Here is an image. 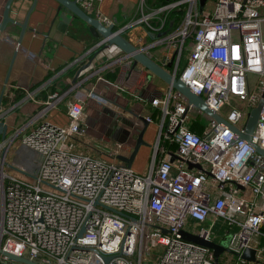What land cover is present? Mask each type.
Here are the masks:
<instances>
[{"label":"built area","instance_id":"built-area-1","mask_svg":"<svg viewBox=\"0 0 264 264\" xmlns=\"http://www.w3.org/2000/svg\"><path fill=\"white\" fill-rule=\"evenodd\" d=\"M74 1L112 23L99 12L102 0ZM136 11L134 23L160 33L151 46L173 49L174 73L229 126L207 114L208 120L195 118L194 106L169 88L151 100L156 117L145 116L158 128L146 173L79 149L86 136L84 109L95 96L93 80H106L108 71L131 63L116 57L76 75L106 44L97 39L8 107L0 104V247L39 264H105L103 256H112L107 264H214L213 251L185 239L182 231L219 243L214 227L220 219L229 231L219 264H260L264 157L244 140L233 142L230 126L244 131L264 90V0H161L151 7L140 0ZM70 70H76L73 78L58 85L57 78ZM249 74L257 76L252 90ZM24 101L38 108L7 131V113ZM60 104L68 119L63 125L48 117ZM193 122L201 134L191 130ZM252 141L264 149V98ZM12 168L31 180L6 172ZM245 185L250 198L241 193ZM188 219L197 223L190 231ZM245 248L255 250V261L240 256ZM0 264L18 262L0 254Z\"/></svg>","mask_w":264,"mask_h":264},{"label":"crops","instance_id":"crops-1","mask_svg":"<svg viewBox=\"0 0 264 264\" xmlns=\"http://www.w3.org/2000/svg\"><path fill=\"white\" fill-rule=\"evenodd\" d=\"M6 0H0V22L3 5ZM140 0H102L98 6L100 14L106 16L116 28L122 29V35L137 47H146V53L166 66L173 57V49L163 46H151L157 36L153 29L145 23H134L140 16L136 9ZM161 0H146L149 7ZM32 0H14L11 5L10 16L22 22ZM58 3L55 0H36L34 9L28 17V24L17 55L13 62L9 80L5 78L9 70L12 55L16 50L20 27L14 22H8L0 40V93L3 90L1 105L8 107L17 98L25 94L30 88L50 75L51 70H57L69 63L74 57L83 52L88 46L99 38L91 35L88 25L69 12L58 14ZM154 24V22H152ZM170 23L169 26H172ZM168 26V27H169ZM170 28V27H169ZM124 54L115 46H101L92 55L90 68ZM169 58L165 61V58ZM128 62L116 66L114 70L105 74L106 80H93L95 96L88 99L85 106L86 136L79 142V149H84L90 154L98 155L110 160H117L116 155L128 156L133 149L134 140L129 143V137H136L142 127L137 123L132 112L142 116L156 117L157 111L150 104L154 97L163 95L169 86L158 77L138 66L128 75ZM172 70V67H171ZM76 70L66 72V77L57 78L56 83L64 86L69 78H73ZM64 81H63V80ZM61 86V87H62ZM16 87V88H15ZM8 92V94H6ZM40 99V98H38ZM38 108L34 101H24L14 111L7 113V131L14 123L22 121ZM51 122L63 125L67 122L66 108L60 104L48 113ZM136 129L126 138L125 132L130 126ZM158 128L154 123H148L143 135L146 145H142L132 163L138 159L140 167L149 165L154 152ZM2 138V137H1ZM120 143L121 147L115 148ZM12 148L16 149V146ZM117 150V152H116ZM11 150L7 153L9 160L13 158ZM114 154V156H113ZM121 162V161H120ZM123 163V162H122ZM142 169V168H141ZM148 171V170H147ZM146 171V172H147ZM15 176L21 177V171L16 168L8 169ZM136 172L139 174H144ZM241 193L246 198L252 197L247 185L240 186ZM3 194V184L0 177V204ZM197 223L188 219L187 230H193ZM216 240L219 243L226 238L229 231L223 220H217L215 225ZM264 226L262 227V231ZM259 246L264 251V235L259 238ZM264 264V259H259Z\"/></svg>","mask_w":264,"mask_h":264},{"label":"water","instance_id":"water-1","mask_svg":"<svg viewBox=\"0 0 264 264\" xmlns=\"http://www.w3.org/2000/svg\"><path fill=\"white\" fill-rule=\"evenodd\" d=\"M14 0H6L3 5V11H2V18L0 22V40L2 33L4 32L5 26L8 22H14L20 27L18 39H17V46L16 50L14 51L12 55V59L10 62L9 70L5 78V84H7L9 80V75L11 72V68L13 65V62L15 60V57L17 55V49L19 44L21 43V40L23 38V35L26 31L27 24H28V17L31 11L34 9L36 0H32V4L30 8L28 9V12L23 19L22 22L15 21L10 16L11 11V5ZM58 3L57 12L58 14L62 13V9L64 12H69L70 14L75 15L82 21H84L89 28V31L91 35L95 38H102L106 42V46L115 45L123 54L124 59L129 58L131 60L129 69H128V75L131 74V72L137 68L138 66H141V68L145 69L146 71L150 72L152 75L158 77L163 82H165L169 88L181 93L188 101V103L192 104L197 109L201 110L205 114L209 115L213 119H215L217 122L224 124L226 126L227 122L214 110L212 109L201 96L194 93L189 87L185 85V83L174 73L173 70H171L172 67V59L170 62L163 66L160 63H158L156 60L151 58L147 53L146 49L143 47H137L134 44H132L130 41H128L123 35H122V29L116 28V26L113 23L105 24L96 17H93L92 15L86 13L83 11L74 0H55ZM204 0H201V4H203ZM90 62L83 65L76 73V75L79 74V72L89 66ZM75 75V77H76ZM3 96V90L0 93V104ZM264 98V90L261 94V98L257 102V104L249 111L245 124H244V131L241 132L236 127L230 126V128L235 133V141L244 140L246 143H248L257 153L261 154L264 157V149L253 143L252 141V133L254 132L258 118L259 113L261 110V106L263 103ZM135 116L136 122L142 123V127L138 131L136 137H129V143L133 142V149L131 153L128 156L118 154L116 155L117 159L123 162L127 167H131L140 147L142 145H146L147 143L143 139V135L145 133V130L148 127V122L145 119L144 116L132 112ZM131 128H128L125 132L126 138L130 135L131 132H134L136 129L133 128V126H130ZM5 134V133H4ZM172 159H175V155H172ZM171 159V160H172ZM197 167L201 168L200 165H193L189 164V167ZM182 234L185 239L192 241L196 244L205 246L210 248L213 251L214 255V264H219V256L223 251H228L225 245L211 241V240H205L201 238L200 236L196 234H192L186 231H182ZM0 254L6 256L9 260L23 263V264H39L35 261H31L24 257H19L15 254H12L8 251L3 250L0 247ZM243 259L247 261H255V250L253 248H245L244 251L240 255ZM112 258V256H103L104 263L107 264L108 261Z\"/></svg>","mask_w":264,"mask_h":264},{"label":"rangeland","instance_id":"rangeland-1","mask_svg":"<svg viewBox=\"0 0 264 264\" xmlns=\"http://www.w3.org/2000/svg\"><path fill=\"white\" fill-rule=\"evenodd\" d=\"M261 28H262V30L264 32V22L261 23ZM233 39H236V35H233ZM248 79H249V82H250V89L252 90L254 88V83H255V81L257 79V76L255 74H249ZM191 115L194 116L195 118H197L198 116H200L201 119L208 120L207 115L204 112H202L201 110L197 109L196 107H194V109H192ZM7 159H9L8 155H7ZM137 161H138V159L133 164V168L132 169L135 172H140V170L143 171V172H146L148 170V165H145L144 167H140L139 165H136L137 164ZM14 175H17V173L14 172ZM21 178H24V179H27V180H31V178L29 176H25L22 173H21ZM42 186L44 188H46V189H50V187H48L46 185H42ZM222 244L223 245L227 244L226 239H224L222 241ZM18 264H23V263H19L18 262Z\"/></svg>","mask_w":264,"mask_h":264},{"label":"trees","instance_id":"trees-1","mask_svg":"<svg viewBox=\"0 0 264 264\" xmlns=\"http://www.w3.org/2000/svg\"><path fill=\"white\" fill-rule=\"evenodd\" d=\"M17 99H18V98H17ZM190 128H191L192 131H194V132L197 133V134H201V132H202L201 126L198 125L197 122H193V123L191 124V127H190ZM169 148H170V149H173L174 147H173V146H170ZM262 233L264 234V229H263Z\"/></svg>","mask_w":264,"mask_h":264},{"label":"bare ground","instance_id":"bare-ground-1","mask_svg":"<svg viewBox=\"0 0 264 264\" xmlns=\"http://www.w3.org/2000/svg\"><path fill=\"white\" fill-rule=\"evenodd\" d=\"M260 126H258V129H259Z\"/></svg>","mask_w":264,"mask_h":264}]
</instances>
